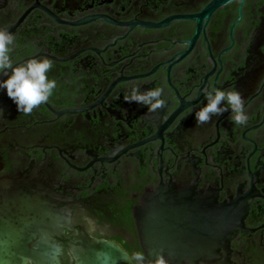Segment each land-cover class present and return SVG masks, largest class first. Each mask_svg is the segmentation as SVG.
Masks as SVG:
<instances>
[{
	"label": "flooded vegetation",
	"instance_id": "flooded-vegetation-1",
	"mask_svg": "<svg viewBox=\"0 0 264 264\" xmlns=\"http://www.w3.org/2000/svg\"><path fill=\"white\" fill-rule=\"evenodd\" d=\"M211 1L0 0L14 66L48 58L57 82L27 115L0 89V178L37 189L55 212L62 264L87 237L145 254L134 211L169 183L226 205L232 229L214 255L179 264H264V0L206 15ZM132 82L162 88L167 106L125 102ZM214 88L242 94L246 125L226 102L197 125Z\"/></svg>",
	"mask_w": 264,
	"mask_h": 264
},
{
	"label": "water",
	"instance_id": "water-1",
	"mask_svg": "<svg viewBox=\"0 0 264 264\" xmlns=\"http://www.w3.org/2000/svg\"><path fill=\"white\" fill-rule=\"evenodd\" d=\"M230 0H212L206 15ZM0 158V170L2 167ZM226 207L194 187L161 184L143 197L134 216L148 261L158 255L179 264L214 255L232 229L223 222ZM58 217L37 189L0 178V264H62L55 235ZM75 264H130L129 254L112 241L85 238L68 243Z\"/></svg>",
	"mask_w": 264,
	"mask_h": 264
},
{
	"label": "clouds",
	"instance_id": "clouds-1",
	"mask_svg": "<svg viewBox=\"0 0 264 264\" xmlns=\"http://www.w3.org/2000/svg\"><path fill=\"white\" fill-rule=\"evenodd\" d=\"M15 36L5 28H0V73L10 70L5 80H0V89H6L7 96L17 106V111L31 114L34 109L49 101L57 87L55 80H50L48 73L53 68V61L48 58L29 59L14 66L9 53L13 50ZM125 102L146 106L149 113H157L167 106L163 98V89L154 88L141 91L136 82H132L131 92L124 97ZM206 105L195 113L198 126L209 123L214 116H221L229 109L222 107L226 102L231 109V120L237 125H246L248 116L245 101L239 91L212 89L205 92ZM0 111V115H2ZM130 264H168L163 255L148 261L143 252L137 251L130 257Z\"/></svg>",
	"mask_w": 264,
	"mask_h": 264
}]
</instances>
